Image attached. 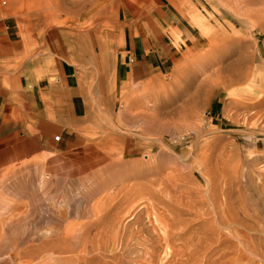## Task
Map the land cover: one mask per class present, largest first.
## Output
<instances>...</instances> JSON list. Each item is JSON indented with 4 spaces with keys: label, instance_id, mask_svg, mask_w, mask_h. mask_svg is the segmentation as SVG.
I'll list each match as a JSON object with an SVG mask.
<instances>
[{
    "label": "rangeland",
    "instance_id": "rangeland-1",
    "mask_svg": "<svg viewBox=\"0 0 264 264\" xmlns=\"http://www.w3.org/2000/svg\"><path fill=\"white\" fill-rule=\"evenodd\" d=\"M27 1L0 0V24L23 43L17 63L44 53L53 28L75 58L110 64L134 0L47 22ZM162 1L183 18L166 29L179 55L124 92L110 78L101 104L87 94L77 136L89 163L0 170V264H264V0Z\"/></svg>",
    "mask_w": 264,
    "mask_h": 264
},
{
    "label": "crops",
    "instance_id": "crops-1",
    "mask_svg": "<svg viewBox=\"0 0 264 264\" xmlns=\"http://www.w3.org/2000/svg\"><path fill=\"white\" fill-rule=\"evenodd\" d=\"M179 16L162 0L127 3L119 48L110 64L96 56L75 58L62 32L53 28L43 38L44 53L17 63L24 48L16 26L0 24V170L36 157H44L51 173L89 163L77 136L86 123L87 94L99 96L101 104L110 78L115 92H124L128 84L145 82L173 63L179 50L166 29L183 24ZM180 33L185 42L191 41L186 31Z\"/></svg>",
    "mask_w": 264,
    "mask_h": 264
},
{
    "label": "bare ground",
    "instance_id": "bare-ground-1",
    "mask_svg": "<svg viewBox=\"0 0 264 264\" xmlns=\"http://www.w3.org/2000/svg\"><path fill=\"white\" fill-rule=\"evenodd\" d=\"M7 1V0H6ZM9 2H11V3H14V2H19V0H8ZM22 1V0H21ZM29 1H31L33 4H35V3H40L41 5H42V7L44 8V13H43V19H44V21L45 22H47V21H50V20H52L54 17H56L58 14H60V13H67V14H76V16H77V14H81V11L83 12L84 11V8H86L85 6H91V8L92 9H95L96 7H95V5H96V2H97V0H29ZM29 1H27V3H29ZM99 1V0H98ZM26 2V1H25ZM30 2V3H31ZM24 3V2H23ZM22 3V4H23ZM49 23V22H48ZM61 23V22H60ZM174 36V35H173ZM175 41V40H174ZM124 105V104H123ZM116 106V105H115ZM142 114H144V115H142ZM138 115V114H137ZM137 115H135V116H137ZM105 117V116H104ZM110 117V116H109ZM146 116H145V113H140V115L138 116V118H140L141 120L143 119H146L145 118ZM107 118V117H106ZM133 118V117H132ZM142 120V121H143ZM145 121V120H144ZM144 121H143V123H144ZM148 121V124L150 123V126H154L155 127V125H156V123H157V121L156 120H147ZM138 122V121H137ZM146 122V121H145ZM151 123H152V125H151ZM145 124V123H144ZM155 124V125H154ZM139 125H141V124H139ZM159 125H160V123H159ZM159 125H156V127L155 128H158L159 127ZM162 127V125H160V128ZM113 128V127H112ZM142 129H143V127H141ZM138 130V129H137ZM112 146V145H111ZM112 148V147H111ZM119 152V151H118ZM113 154V153H112ZM110 157H112V156H110ZM121 157V156H120ZM117 158H118V156H117ZM111 159V158H110ZM112 159L114 160V159H116V157L115 158H113L112 157ZM115 161V160H114ZM114 163V162H113ZM116 163V162H115ZM123 163V162H122ZM110 164V163H109ZM116 164H118V163H116ZM115 164V165H116ZM120 164V163H119ZM107 166V165H106ZM114 166V165H113ZM111 167V166H110ZM80 171V170H79ZM54 173V172H53ZM80 178V177H79ZM4 193V192H3ZM2 195V194H1ZM1 201V200H0ZM3 202V201H2ZM1 210V209H0ZM2 210H3V208H2ZM4 237V236H3ZM5 238V237H4ZM3 241H4V239H2ZM1 240V241H2ZM47 240V239H46ZM19 242V241H18ZM32 242V241H31ZM40 242V241H39ZM44 242V241H43ZM43 242L41 243V244H43ZM17 243V242H16ZM15 242H14V244H16ZM30 243V242H29ZM5 244V243H4ZM4 244L2 245V242H1V245L2 246H0V247H3L4 246ZM40 244V245H41ZM45 245H41V248L43 249V250H47L48 248H46L45 249V246L46 247H48L50 244H49V242H46L45 241V243H44ZM49 244V245H48ZM17 246H18V244H16ZM35 245V244H34ZM48 245V246H47ZM16 246V247H17ZM44 248H43V247ZM51 246H52V244H51ZM15 248V247H14ZM18 248V247H17ZM28 248V247H27ZM34 248H35V246H34ZM37 248V247H36ZM35 248V249H36ZM50 248V247H49ZM1 249V248H0ZM16 249V248H15ZM41 249V250H42ZM52 249V248H51ZM37 251V253H38V250H39V247H38V249H36ZM1 251H2V249H1ZM50 251V250H49ZM5 251H3V253H4ZM36 252L34 251L33 252V254L35 253L36 254ZM43 253H45V255H46V253L47 252H43ZM43 253H41V254H43ZM49 253V252H48ZM1 254V253H0ZM18 254V253H17ZM1 255H3V254H1ZM37 255V254H36ZM35 255V256H36ZM49 255V254H48ZM34 256V255H33ZM38 256H40V254H38ZM42 256V255H41ZM7 258V257H6ZM22 258V257H21ZM15 259V258H14ZM42 259H44V258H42ZM20 261V260H19ZM32 261V260H31ZM22 262V261H21ZM26 262H29V260L28 261H26Z\"/></svg>",
    "mask_w": 264,
    "mask_h": 264
}]
</instances>
